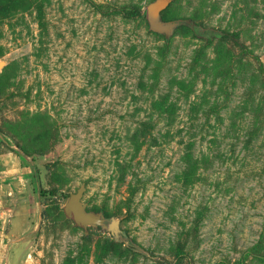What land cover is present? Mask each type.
Listing matches in <instances>:
<instances>
[{"label":"rangeland","instance_id":"1","mask_svg":"<svg viewBox=\"0 0 264 264\" xmlns=\"http://www.w3.org/2000/svg\"><path fill=\"white\" fill-rule=\"evenodd\" d=\"M0 264H264V0H0Z\"/></svg>","mask_w":264,"mask_h":264},{"label":"water","instance_id":"2","mask_svg":"<svg viewBox=\"0 0 264 264\" xmlns=\"http://www.w3.org/2000/svg\"><path fill=\"white\" fill-rule=\"evenodd\" d=\"M83 189L79 188L75 193L68 196L64 210L70 213V217L75 224H79L82 227L86 226H103L104 219L99 215L88 212L85 210L84 206L81 204V194ZM112 224V223H111ZM111 224L107 226L110 229Z\"/></svg>","mask_w":264,"mask_h":264},{"label":"trees","instance_id":"3","mask_svg":"<svg viewBox=\"0 0 264 264\" xmlns=\"http://www.w3.org/2000/svg\"><path fill=\"white\" fill-rule=\"evenodd\" d=\"M131 15H133V13H131ZM34 182H35V190H36V193L40 195L42 193V190H41V188L39 186V183L37 182V180H34ZM110 224H111V221L110 220H104L103 226L104 227H107Z\"/></svg>","mask_w":264,"mask_h":264}]
</instances>
